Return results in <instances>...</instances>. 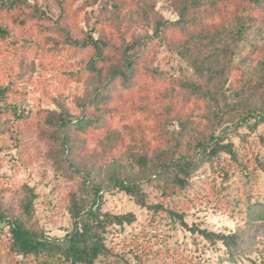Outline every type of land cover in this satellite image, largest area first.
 I'll return each mask as SVG.
<instances>
[{
  "label": "rangeland",
  "instance_id": "1",
  "mask_svg": "<svg viewBox=\"0 0 264 264\" xmlns=\"http://www.w3.org/2000/svg\"><path fill=\"white\" fill-rule=\"evenodd\" d=\"M27 1L55 18L62 15V0ZM64 1L66 15L59 22L20 26L11 16L4 22L10 36L0 39V89L19 92L0 103L18 113L2 119L0 216L64 238L73 230V204L91 207L93 187L99 186L104 212L133 213L136 221L111 228V253L98 264H264V221L246 212L249 203L264 205V125L251 133L246 127L264 113V14L230 17L217 34L203 38L175 34L160 41L157 24L178 21L192 0ZM118 72L139 81L114 90L100 131L74 134L69 152L53 136L57 130L48 117L79 118ZM133 126L150 131L147 154L131 135ZM228 130L233 132L227 141L244 147L245 168L232 166L227 180L222 167L229 158L223 156L214 166L200 165L187 189L160 188L163 165L195 162L202 145ZM114 145L121 148L116 154L109 152ZM142 155L146 161L140 164ZM115 178L140 184L148 204L165 210L139 206L114 185ZM173 212L189 227L241 231L251 244L237 262L224 261L220 243L211 246L192 234ZM8 229L0 222V239ZM0 264L42 263L2 251Z\"/></svg>",
  "mask_w": 264,
  "mask_h": 264
},
{
  "label": "trees",
  "instance_id": "2",
  "mask_svg": "<svg viewBox=\"0 0 264 264\" xmlns=\"http://www.w3.org/2000/svg\"><path fill=\"white\" fill-rule=\"evenodd\" d=\"M60 6L62 15L55 18L48 10L41 8L38 4H30L27 0H0V39H6L10 36V30L4 23L7 17L11 16L14 23L20 26L25 25L28 21L50 20L59 22L66 15L67 10L64 0L61 1ZM260 13L264 14V0H192L189 5L182 9L178 21L172 23L159 22L154 34L160 41H164L175 34L189 35L191 39L203 38L217 34L225 27V20L228 21L230 17L246 16L252 20L256 19ZM218 19L219 23H217ZM91 44L98 51H101L100 43L97 40H93ZM100 55L101 53L99 57ZM136 81H139L138 78L131 80L118 72L113 75V78L103 89L98 90L90 106H86L79 118L70 119L68 116L52 113L48 117V122L57 130L53 136L58 143L63 144L71 152L75 148L73 146L74 134H89L100 131L103 126L104 107L113 99L114 90L120 86L122 88L135 86ZM18 92L13 86L0 89V103ZM9 113L18 116L14 109L0 106V134L5 132V123L2 122V119ZM261 125H264V113H261L260 121L254 125H246V127L251 133ZM231 132L233 131L228 130L223 136H212L207 144L202 145L199 152L201 156L195 162L184 159L163 165L158 172L160 188L166 192L187 189L191 185L192 175L199 170L200 165L208 162L214 166L215 161L220 160L223 156L229 158L227 164L222 167V172L227 180L230 177L228 169L232 166L245 168L243 145L238 146L234 142L227 141ZM131 135L134 136L135 142L142 147L141 150L147 154L152 142V135L148 128L133 126L131 127ZM244 140V137L241 136L242 143ZM120 150L121 148L114 145L109 152L116 154ZM107 155H109L108 152L103 157L107 159ZM145 161L146 157L142 155L140 164L145 163ZM89 178L90 180L94 179L92 174L89 175ZM114 185L121 192L131 196L143 208L155 212L165 210L163 206L148 204V196L140 184L115 178ZM100 189L99 186L93 187L95 197L91 207H87L78 201L73 204V230L64 238L47 236L26 225L23 220L11 221L0 216V222L9 226L6 238L0 239V254L4 251L9 256L33 257L42 264H98L101 257H106L111 253L107 243V235L112 230L111 228L123 227L125 224L131 225L136 221L133 213L114 215L110 212H104L101 208ZM35 198L34 193L29 195L28 203L25 206L27 215H30L31 210H33ZM246 212L252 220L264 221V205L260 202L249 203ZM172 216H175L182 226L192 234L202 237L209 245L216 246L220 243L226 256L224 261L237 262L245 255L251 244L241 231L225 234L202 229L199 226L189 227L184 221L183 215L173 212Z\"/></svg>",
  "mask_w": 264,
  "mask_h": 264
}]
</instances>
